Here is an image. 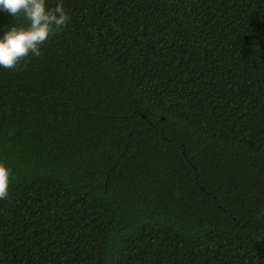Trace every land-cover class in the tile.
Listing matches in <instances>:
<instances>
[{
    "label": "trees",
    "instance_id": "16d2710c",
    "mask_svg": "<svg viewBox=\"0 0 264 264\" xmlns=\"http://www.w3.org/2000/svg\"><path fill=\"white\" fill-rule=\"evenodd\" d=\"M58 3L0 67V264H264V0Z\"/></svg>",
    "mask_w": 264,
    "mask_h": 264
},
{
    "label": "clouds",
    "instance_id": "9594fccd",
    "mask_svg": "<svg viewBox=\"0 0 264 264\" xmlns=\"http://www.w3.org/2000/svg\"><path fill=\"white\" fill-rule=\"evenodd\" d=\"M0 10L27 21V26H12L0 37V67L10 70L30 55L40 56L41 45L70 19L62 3L50 9L46 0H0ZM10 178L11 170L0 163V200L9 197Z\"/></svg>",
    "mask_w": 264,
    "mask_h": 264
}]
</instances>
